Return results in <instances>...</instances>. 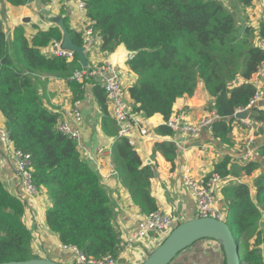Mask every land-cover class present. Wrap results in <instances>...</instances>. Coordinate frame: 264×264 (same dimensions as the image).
I'll return each mask as SVG.
<instances>
[{
    "label": "trees",
    "instance_id": "obj_1",
    "mask_svg": "<svg viewBox=\"0 0 264 264\" xmlns=\"http://www.w3.org/2000/svg\"><path fill=\"white\" fill-rule=\"evenodd\" d=\"M84 1L86 15L102 38V52L111 54L118 47L134 52L127 62L136 77L128 90L133 113L144 118L158 114L167 121L175 101L192 96L202 83L218 117L208 133L220 145H233V126L241 123L234 114L249 106L256 91L251 79L264 62V48L258 45L264 41V20L256 29L239 26L219 0ZM251 1L240 3L249 6ZM63 24L73 44L83 46L81 34L71 30L66 19ZM61 40L58 27L37 32L29 40L18 28L10 42L0 21V114L14 149L30 155L34 186L44 189L51 202L45 212L47 228L61 245L76 247L88 258H116L119 237L112 226L113 211L101 177L81 158L77 142L58 131L59 114L45 106L38 92L40 76L68 81L81 67L76 55L68 63L43 55V47ZM68 85L78 97L80 85L70 80ZM97 96L103 111L102 130L116 138L111 154L121 183L141 213L157 211L150 193L152 170L142 165L127 138L118 137L102 90ZM249 109L248 120L261 125L258 131L262 132L264 109ZM154 132L159 137L174 134L166 124ZM154 151L173 164L177 147L161 142L154 145ZM257 153L258 158L245 163L226 153L214 165L213 173L222 178L251 176L264 168V142ZM252 186L254 196L244 182L223 188L225 222L239 246L241 264H264V231L259 228L264 213V170ZM24 212L25 202L0 182V263L39 258L31 250V234L22 221Z\"/></svg>",
    "mask_w": 264,
    "mask_h": 264
},
{
    "label": "crops",
    "instance_id": "obj_2",
    "mask_svg": "<svg viewBox=\"0 0 264 264\" xmlns=\"http://www.w3.org/2000/svg\"><path fill=\"white\" fill-rule=\"evenodd\" d=\"M14 1L18 0H0V21L10 42L14 31L18 28L23 30L25 38L29 40L37 32L58 27L60 19H66L70 29L81 34L74 8L63 0H22L24 3L20 4ZM219 1L230 10L239 26L246 25L256 29L264 20V0H252L249 6L242 5L240 0ZM258 45L262 47L260 41ZM41 52L44 56L51 57L49 45L43 47ZM127 53L129 52L123 47H118L111 54L100 52L97 55L87 51L85 56L91 66L108 61L117 68L121 74L124 101L133 109L134 105L128 90L134 85L136 77L128 69ZM68 81L50 75L40 76L38 84L40 98L49 110L59 114L60 122H68L71 130L77 133L75 141L81 158L101 177V184L113 211L112 226L119 237V252L114 264H140L164 240L165 236L147 232L145 237L137 240L131 248L120 247V243H125L128 238L137 235L143 223L142 216L145 214L133 204L128 190L121 183L112 163L111 150L116 138L105 135L101 127L103 111L97 96L101 88L91 81L86 82L83 88H80L79 96L75 98ZM241 82L239 80L238 84ZM74 104L77 105L81 116L79 122L71 120L70 113ZM212 104L213 99L206 93L203 84L198 83L192 96H184L175 101L171 116L184 113L191 124H198L207 116ZM254 107L264 109V99L258 101ZM106 109L110 116L108 107ZM138 117L147 129L148 136L142 137L138 129L133 127L127 139L139 156L142 165L152 170L150 193L155 199L157 211L172 218L177 225L195 218L196 214L195 200L182 183L184 172L189 171L193 179L204 178L213 172L214 165L226 153L239 160L247 148L257 151L258 145L264 142V130L258 131L261 125L250 122L248 119L233 126L231 133L233 145L226 147L212 140L210 134L204 130L199 138L194 140L186 139L180 133H174L170 137H159L154 130L166 123L161 115L155 114L152 117L143 118L142 114H138ZM0 128H5L1 114ZM249 140L252 142L248 146ZM161 142H170L175 146L181 145V148L177 147L173 164L167 162L159 152L154 151V145ZM253 175L248 176L249 178L247 176L227 177L228 182L225 186L240 182L249 185L246 178L253 182L256 177L253 178ZM0 182L12 195L25 202L22 221L31 234L33 255L69 264L72 254L61 249L57 235L47 228L45 222V212L51 205L45 190L38 189L37 195L32 196L25 193L16 176L12 150L5 148L1 141ZM222 190L218 195L219 207L224 205ZM171 264H224V258L220 244L206 239L182 251Z\"/></svg>",
    "mask_w": 264,
    "mask_h": 264
},
{
    "label": "built area",
    "instance_id": "obj_3",
    "mask_svg": "<svg viewBox=\"0 0 264 264\" xmlns=\"http://www.w3.org/2000/svg\"><path fill=\"white\" fill-rule=\"evenodd\" d=\"M71 4L76 13L77 24L81 27V35L85 53L90 52L99 54L102 52V38L95 31L94 22L89 20L86 15V4L84 0H63ZM264 47V41L260 42ZM51 48V57L63 58L65 62H71L74 54L70 51L61 48V42L52 41L49 43ZM104 54H110L105 53ZM134 56V52L127 53L126 60L130 61ZM88 62V61H87ZM69 80L80 85L82 89L86 82H93L99 86L104 94L105 105L111 119L113 120L118 137H125L130 134L131 129L136 127L142 137H147V129L142 125V120L139 119L138 113H133L129 105L124 101L123 90L121 83V74L117 68L108 61L98 63L97 65L87 67H80L76 69ZM251 83L255 86L256 91L250 100L247 108L254 107V105L264 99V62L253 75ZM241 111V110H240ZM238 112V111H237ZM71 120L79 122L81 120L80 113L77 110V105L70 113ZM144 118V117H143ZM217 115L213 109V104L207 116L198 124H191L184 113L177 115H170L166 121V125L174 132L182 134L186 139H198L200 133L204 130L210 132L211 126L217 120ZM57 129L64 136L76 140L77 133L72 131L68 122H58ZM253 131V129H251ZM0 141L2 145L11 149L15 159V172L16 176L21 182V185L26 194L37 195L38 189L34 186L32 181V173L30 166V155L25 154L20 150H15L11 141L9 140L8 133L5 128H0ZM129 141V140H128ZM252 140L247 142L249 146ZM130 144V142H129ZM131 145V144H130ZM176 147H180L177 144ZM258 158V153L253 149H246L244 154L239 157L241 163H245ZM228 178H222L217 173L211 172L201 179H193L189 175V171L182 174V183L188 190L191 197L195 200L196 214L195 218H213L221 221L227 219V211L223 207H219L218 195L223 187L227 184ZM143 223L136 236L128 238L125 243H120V247L131 248V246L139 239H143L147 232H152L158 236L166 235L177 225L173 219L163 215L159 211L150 212L142 216ZM63 251L72 254V259L69 264H114L115 258L107 255L101 259H93L86 257L76 247L60 246Z\"/></svg>",
    "mask_w": 264,
    "mask_h": 264
},
{
    "label": "water",
    "instance_id": "obj_4",
    "mask_svg": "<svg viewBox=\"0 0 264 264\" xmlns=\"http://www.w3.org/2000/svg\"><path fill=\"white\" fill-rule=\"evenodd\" d=\"M58 28L62 34L61 48L72 52L78 57L81 67H87L85 48L73 44L71 35L63 19L58 21ZM250 109L238 111L234 119L245 121L250 115ZM210 239L221 246L224 264H241L239 246L236 243L231 230L225 221L213 218H193L176 225L164 240L150 252L140 264H171L173 260L184 250L190 248L199 241ZM0 264H63L51 259L38 258L26 261H10Z\"/></svg>",
    "mask_w": 264,
    "mask_h": 264
},
{
    "label": "rangeland",
    "instance_id": "obj_5",
    "mask_svg": "<svg viewBox=\"0 0 264 264\" xmlns=\"http://www.w3.org/2000/svg\"><path fill=\"white\" fill-rule=\"evenodd\" d=\"M263 170H264V168H262L261 170L257 171V172L253 175V178H254L255 176H257L259 173H261ZM248 178H249V177H248ZM248 178H246V180H247V182L249 183V187H250V189H251V194H252V196H253V195H254V194H253V193H254V189L252 188V184H251L252 181H250ZM259 228L262 229V230L264 231V213L261 214V218H260V221H259ZM261 252H262V254H263V256H264V246L261 247ZM36 257H38V256H36Z\"/></svg>",
    "mask_w": 264,
    "mask_h": 264
}]
</instances>
